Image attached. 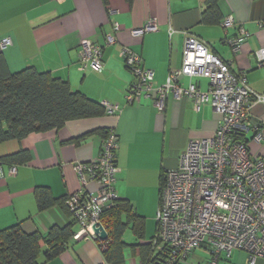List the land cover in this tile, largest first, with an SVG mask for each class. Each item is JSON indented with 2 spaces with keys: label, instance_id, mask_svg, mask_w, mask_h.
I'll return each mask as SVG.
<instances>
[{
  "label": "crops",
  "instance_id": "0c3cea01",
  "mask_svg": "<svg viewBox=\"0 0 264 264\" xmlns=\"http://www.w3.org/2000/svg\"><path fill=\"white\" fill-rule=\"evenodd\" d=\"M217 8L220 21L211 24L203 21L206 0H0V54L10 72L30 66L50 71L68 80L74 90L119 108L116 114L75 119L59 129L0 142V158L20 150L30 153L24 163L3 164L1 229L19 224L27 233L46 235L54 226L68 225L73 217L66 209L58 205L38 208L36 189L47 186L53 196H67L68 200L78 193L81 181L75 165L98 158L103 132L110 130L119 138L115 192L145 218L146 224L142 239L131 227L124 232L127 246L123 264H142L139 247L132 245L149 242L157 234L166 172L178 167L190 140L216 133L222 115L209 102L197 109L194 99L178 98L174 93L169 94L164 112L152 96L129 103L126 94L136 77L120 52L127 47L141 55L144 65L154 71V84L162 85L172 69L182 66L186 38L193 35L221 59L231 61L234 72L246 78L254 93L264 94V61L258 57L264 49V0H218ZM227 18L233 19V26L223 25ZM150 22L157 26L155 30L133 33ZM109 34H114L115 43H106ZM244 35L240 49L234 51L230 39ZM5 37L12 43L4 47ZM87 39L103 46L102 70L80 68L82 43ZM181 83L185 87L194 83L202 91L210 86L209 78L203 75L184 76ZM250 116L260 124L263 138L256 141L251 130L243 140L252 155L264 157V102H253ZM12 166L17 169L15 175H9ZM89 188L95 191L97 184L90 183ZM79 230L75 223L74 234ZM74 234L56 258L45 262L41 253L40 260L44 264H110L94 238H75ZM42 245L44 251L47 246ZM208 256L204 247L197 248L186 264H204ZM248 257L245 250L234 249L230 257L222 254L220 264H250ZM256 264H264V258Z\"/></svg>",
  "mask_w": 264,
  "mask_h": 264
},
{
  "label": "built area",
  "instance_id": "2783aa9c",
  "mask_svg": "<svg viewBox=\"0 0 264 264\" xmlns=\"http://www.w3.org/2000/svg\"><path fill=\"white\" fill-rule=\"evenodd\" d=\"M233 24L232 18L223 22L225 27ZM156 28L150 22L133 33L140 35ZM245 36L230 39L234 51L240 49ZM115 41L114 34L107 35V44ZM11 43L10 37L2 39L4 47ZM120 56L136 77L126 94L129 103L152 96L159 111L164 112L169 94L174 93L178 98L194 99L197 109L209 102L222 115L216 133L190 140L178 167L164 176L153 245L159 251L166 249L165 264H186L190 254L200 247L209 255L204 264H220L222 254L230 257L234 249L245 250L249 263L256 264L259 258H264V157L252 155L240 137L253 130L256 141L263 138L260 124L250 116V107L253 102H264V94L254 93L246 78L234 72L231 61L221 59L193 35L186 38L182 66L172 69L162 85L154 84V71L144 65L141 55L124 47ZM258 57L264 61V49L258 52ZM87 67L96 70L104 67L103 46L91 39L83 41L80 56V68ZM201 75L210 80L207 91L194 83L182 86L184 76ZM102 103L107 114L119 110L109 101ZM118 147V135L109 131L102 140L101 155L74 167L81 181V189L68 200L72 217L80 227L75 238L101 240L93 225L101 223L106 229L102 214L118 201L115 192ZM16 172L12 166L9 175ZM4 176L0 161V178ZM90 183L97 184V190H90ZM101 241L106 247L109 234Z\"/></svg>",
  "mask_w": 264,
  "mask_h": 264
},
{
  "label": "trees",
  "instance_id": "16d2710c",
  "mask_svg": "<svg viewBox=\"0 0 264 264\" xmlns=\"http://www.w3.org/2000/svg\"><path fill=\"white\" fill-rule=\"evenodd\" d=\"M217 2L206 0L204 22L220 21ZM104 114L106 109L102 102L74 90L68 80L34 66L12 73L0 54V142L20 140L33 132L62 128L71 120ZM109 131L103 132V137ZM29 159V151L20 150L3 156L0 161L2 164H21ZM35 195L40 210L58 205L70 213L67 196L55 197L47 186L37 187ZM101 220L108 231L109 241L106 247L102 246L101 240L96 241L110 264H123L127 246L123 240L124 232L131 227L136 237L144 238L145 218L138 215L128 201L118 199L115 206L104 211ZM75 223L73 219L64 227L54 226L46 235L36 231L27 233L19 224L0 228V264H44V261L56 258L73 238ZM155 237L149 242L132 245L134 249L139 247L142 264H165L166 249L157 250L153 245ZM42 242L47 246L44 251ZM41 253L44 261L40 260Z\"/></svg>",
  "mask_w": 264,
  "mask_h": 264
},
{
  "label": "water",
  "instance_id": "95a60500",
  "mask_svg": "<svg viewBox=\"0 0 264 264\" xmlns=\"http://www.w3.org/2000/svg\"><path fill=\"white\" fill-rule=\"evenodd\" d=\"M93 230L98 236L99 239L104 240L108 237V232L107 230L103 227L101 223H97L93 225Z\"/></svg>",
  "mask_w": 264,
  "mask_h": 264
},
{
  "label": "rangeland",
  "instance_id": "374dc122",
  "mask_svg": "<svg viewBox=\"0 0 264 264\" xmlns=\"http://www.w3.org/2000/svg\"><path fill=\"white\" fill-rule=\"evenodd\" d=\"M127 232H128V233H131V231H130V230H128Z\"/></svg>",
  "mask_w": 264,
  "mask_h": 264
}]
</instances>
